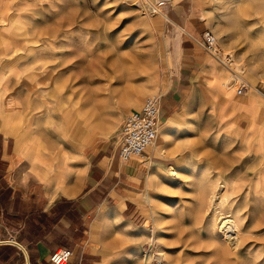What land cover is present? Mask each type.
<instances>
[{
    "label": "rangeland",
    "instance_id": "rangeland-1",
    "mask_svg": "<svg viewBox=\"0 0 264 264\" xmlns=\"http://www.w3.org/2000/svg\"><path fill=\"white\" fill-rule=\"evenodd\" d=\"M155 4L0 0V121L21 153L79 174L91 143L119 146L176 69L181 28ZM202 16L220 54L165 137L175 167L144 186L134 224L111 226L120 264H264V0H207Z\"/></svg>",
    "mask_w": 264,
    "mask_h": 264
},
{
    "label": "crops",
    "instance_id": "crops-1",
    "mask_svg": "<svg viewBox=\"0 0 264 264\" xmlns=\"http://www.w3.org/2000/svg\"><path fill=\"white\" fill-rule=\"evenodd\" d=\"M154 2L181 28L176 69L162 93L156 143L143 155L122 161L118 145L93 142L84 155L83 173L67 174L31 152L21 153L17 137L3 131L0 121V248H7L0 264H53L50 256L60 248L74 251L69 264H120L111 226L134 224L144 186L153 175L175 167V154L163 151L169 142L165 137L183 118L182 102L197 78L214 64L203 46L207 0Z\"/></svg>",
    "mask_w": 264,
    "mask_h": 264
},
{
    "label": "built area",
    "instance_id": "built-area-1",
    "mask_svg": "<svg viewBox=\"0 0 264 264\" xmlns=\"http://www.w3.org/2000/svg\"><path fill=\"white\" fill-rule=\"evenodd\" d=\"M203 46L208 53L215 56L220 54L217 39L210 30L203 33ZM245 88L246 85L241 83L239 94ZM161 107L162 94H152L140 109L133 110L125 117L119 132V157L122 161L143 155L154 144L160 126ZM73 255V250L60 248L51 254L50 260L53 264H69Z\"/></svg>",
    "mask_w": 264,
    "mask_h": 264
},
{
    "label": "bare ground",
    "instance_id": "bare-ground-1",
    "mask_svg": "<svg viewBox=\"0 0 264 264\" xmlns=\"http://www.w3.org/2000/svg\"><path fill=\"white\" fill-rule=\"evenodd\" d=\"M231 19V22H236L237 21V19L236 18H230ZM250 86L252 87V89H254V90H256V91H258L257 89H256V87L255 86H252L251 84H250ZM260 92V91H259ZM261 93V92H260ZM262 94V93H261ZM264 95V94H263ZM158 137V136H157ZM156 140H157V138H156ZM155 140V141H156ZM155 143V142H154ZM226 220H228V217H225L224 218V226L225 227H228V230L229 231H231V233H230V236H234V231H237L236 230V228H235V226L233 225V221H231V220H228V221H226ZM147 260H149L148 258H147Z\"/></svg>",
    "mask_w": 264,
    "mask_h": 264
},
{
    "label": "trees",
    "instance_id": "trees-1",
    "mask_svg": "<svg viewBox=\"0 0 264 264\" xmlns=\"http://www.w3.org/2000/svg\"><path fill=\"white\" fill-rule=\"evenodd\" d=\"M6 251H7V248L5 247L0 248V255L6 254L7 253Z\"/></svg>",
    "mask_w": 264,
    "mask_h": 264
}]
</instances>
